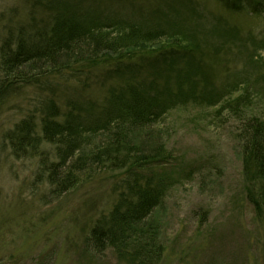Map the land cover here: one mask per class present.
Segmentation results:
<instances>
[{"label": "trees", "instance_id": "16d2710c", "mask_svg": "<svg viewBox=\"0 0 264 264\" xmlns=\"http://www.w3.org/2000/svg\"><path fill=\"white\" fill-rule=\"evenodd\" d=\"M72 1L47 0L44 11L49 15L42 26L31 19L0 41V104L32 84L52 87L53 96L43 102L38 125L30 113L2 139L15 159H36L30 183L44 186L46 197L59 198L89 183L105 184L107 201L86 230L90 257L103 259L109 251L118 264H160L167 182L153 171L172 159L167 146L171 133L162 127L165 114L176 104L229 106L233 111L250 104L248 95L253 96L257 82L264 91V72L255 80L249 74L228 80V67L237 57L245 67L263 60L257 52L264 48V35H255L263 29L241 30L197 0H163L170 1L166 8L149 7L140 21L95 17L83 12L79 0ZM216 1L239 13L249 12V6L252 13L264 11V0ZM222 39H231L228 50L235 46L231 59L222 54L209 59L208 50ZM139 54L143 58L135 63ZM148 56L153 59L143 69L140 61ZM203 61L222 66L220 83L211 80ZM97 67L128 72L97 103L67 95L61 109L49 82L53 76L78 77ZM138 68L149 76L138 79ZM161 74L166 75L160 84ZM237 118L244 189L264 247V115L239 113Z\"/></svg>", "mask_w": 264, "mask_h": 264}, {"label": "rangeland", "instance_id": "374dc122", "mask_svg": "<svg viewBox=\"0 0 264 264\" xmlns=\"http://www.w3.org/2000/svg\"><path fill=\"white\" fill-rule=\"evenodd\" d=\"M46 1L0 0V41L14 35L18 27L31 24V19L42 26L49 15L44 11ZM79 1L85 8L83 12H91L95 17H124L135 21H140V15L149 7L164 5L158 0ZM197 1L241 30L244 26L256 32L264 27V11L252 13L249 6V12L239 13L226 9L216 0ZM138 6L144 10H136ZM211 18L208 15V20ZM230 40L222 39L208 50L209 59L213 55L221 58L222 54L230 60L235 48L230 44L232 48L228 50L225 46ZM259 56L263 60L246 67L240 57L235 58L228 67V80L248 74L251 80L257 79L259 71L260 75L264 72V49L259 51ZM141 58L139 54L135 63ZM152 59L150 56L142 59L139 66L146 69ZM202 68L210 73L211 80L220 83L223 75L220 64L213 63L210 67L209 61L208 66L203 61ZM123 72L128 71L123 67L118 70L97 67L78 77L52 75L54 78L51 76L53 79L49 82L55 85L54 100H60L63 106L60 108L65 110L67 95L95 103L102 100L110 88L119 84V77H126ZM138 73V79L149 76L140 68ZM166 74L159 75L158 83H162ZM199 80L207 83L202 75ZM260 82L253 96L248 95L251 103L237 111L229 106L189 103L176 104L165 114L162 127L169 128L171 133L167 146L172 159L153 171L167 182L161 227L165 254L160 264H264L260 225L247 200L241 145L235 137L239 113L264 115V91ZM51 90L52 87L45 89L40 84L28 85L0 104V264H118L109 251L103 259L90 257L85 251L87 226L107 201L105 184L89 183L59 198L46 197L44 186L36 188L30 183L36 159H15L2 139L15 122L30 113L38 125L43 102L53 97L49 95ZM43 148L52 149L49 145Z\"/></svg>", "mask_w": 264, "mask_h": 264}]
</instances>
